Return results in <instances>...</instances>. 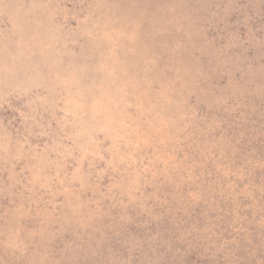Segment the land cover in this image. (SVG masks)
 I'll return each instance as SVG.
<instances>
[{"label":"rangeland","instance_id":"rangeland-1","mask_svg":"<svg viewBox=\"0 0 264 264\" xmlns=\"http://www.w3.org/2000/svg\"><path fill=\"white\" fill-rule=\"evenodd\" d=\"M0 264H264V0H0Z\"/></svg>","mask_w":264,"mask_h":264}]
</instances>
